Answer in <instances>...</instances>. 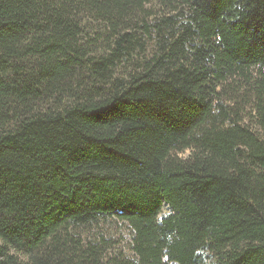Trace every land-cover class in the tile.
Segmentation results:
<instances>
[{
  "label": "trees",
  "instance_id": "1",
  "mask_svg": "<svg viewBox=\"0 0 264 264\" xmlns=\"http://www.w3.org/2000/svg\"><path fill=\"white\" fill-rule=\"evenodd\" d=\"M0 264H264V0H0Z\"/></svg>",
  "mask_w": 264,
  "mask_h": 264
},
{
  "label": "rangeland",
  "instance_id": "2",
  "mask_svg": "<svg viewBox=\"0 0 264 264\" xmlns=\"http://www.w3.org/2000/svg\"><path fill=\"white\" fill-rule=\"evenodd\" d=\"M150 7H152V4L146 6L147 9ZM187 155L188 152H185L184 155H178V157L184 159ZM76 232L84 241L91 244L98 245L105 241L109 247L108 254L131 256L129 245L132 235L125 223L108 220L93 227L80 228Z\"/></svg>",
  "mask_w": 264,
  "mask_h": 264
}]
</instances>
